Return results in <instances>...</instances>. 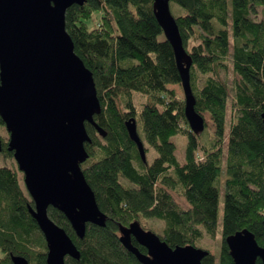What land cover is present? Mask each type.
Returning a JSON list of instances; mask_svg holds the SVG:
<instances>
[{
    "label": "trees",
    "instance_id": "16d2710c",
    "mask_svg": "<svg viewBox=\"0 0 264 264\" xmlns=\"http://www.w3.org/2000/svg\"><path fill=\"white\" fill-rule=\"evenodd\" d=\"M152 4L85 0L65 12L74 51L93 75L100 102L94 120L106 133L102 137L85 124L91 141L85 143L88 158L81 164L106 215L105 225L87 224L83 238H78L63 213L48 208L49 217L79 251L78 259L65 256V264H141L119 240L118 225L133 221L170 247H196L203 235L215 236L221 192L218 264H234L225 238L236 231L248 229L259 245L264 244V0L169 1L192 60L195 109L212 121L213 131L205 127L204 137L203 132L190 131L184 99L168 87L180 83V77ZM95 10L100 17L89 28L86 21ZM229 69L230 88L222 75ZM135 93L145 98L140 111L133 102ZM129 117L136 120L145 162L127 134ZM178 134L186 138L182 162L171 139ZM0 140V264H12L11 255L23 256L28 264H47L46 242L28 212L33 205L23 174L5 138L0 135ZM147 220L159 221L162 227L157 231ZM132 243L145 252L134 239ZM201 264H215L214 255L208 251Z\"/></svg>",
    "mask_w": 264,
    "mask_h": 264
},
{
    "label": "water",
    "instance_id": "95a60500",
    "mask_svg": "<svg viewBox=\"0 0 264 264\" xmlns=\"http://www.w3.org/2000/svg\"><path fill=\"white\" fill-rule=\"evenodd\" d=\"M169 1L153 0V14L173 51L185 119L190 131L198 135L206 122L195 109L190 85L192 60ZM84 2L0 0V119L9 134L7 150L23 174L32 201L28 212L47 245V264H65V256L79 258L71 238L49 217V207L63 213L78 238H83L87 224L102 227L106 221L81 170L88 158L85 143L91 141L85 124L93 126L100 136L106 135L94 120L100 113V102L92 72L75 53L65 28L66 10ZM261 118L264 122V110ZM125 127L145 162L135 118L125 120ZM1 145L0 140V152ZM262 225L264 228V211ZM118 231L121 244L141 264H201L208 253L191 244L170 247L138 221L118 225ZM225 242L234 264H257V260L264 264V244L259 245L248 229L227 236ZM11 263L28 264L20 255H11Z\"/></svg>",
    "mask_w": 264,
    "mask_h": 264
},
{
    "label": "rangeland",
    "instance_id": "374dc122",
    "mask_svg": "<svg viewBox=\"0 0 264 264\" xmlns=\"http://www.w3.org/2000/svg\"><path fill=\"white\" fill-rule=\"evenodd\" d=\"M100 10H95L93 13L91 19L87 20L86 23L89 28H92L93 26L96 25L97 23V18L100 17ZM224 79L227 80V84L229 88L231 87V80H232V73L231 70L229 69V72L226 75L222 74ZM170 89L175 90L176 94L184 99L183 95V90L181 87V84H171L168 85ZM145 101V98L143 95H139L138 93L134 94V105L136 106L137 111H140L141 109V103ZM202 113V112H201ZM205 122H206V128L210 131H213V125L212 121L210 119L209 114L207 113H202ZM228 124H227V129H228ZM0 135L5 138V141L7 142L8 140V132L5 129V126L3 123H0ZM205 132L202 133V137H204ZM172 141L174 142L176 149H175V155L178 159L179 162H182L184 160V151H185V145H186V138L180 134L173 136ZM155 153L151 151L149 156L153 157ZM150 157V158H151ZM14 159V158H13ZM3 160V159H2ZM0 158V166L4 164V160L2 161ZM16 164V162H15ZM224 160L222 161V167H223V173H222V178H221V186H223L224 178H225V172H224ZM17 165V164H16ZM175 200L179 203L180 206L186 208L187 204L184 202V200L176 195H174ZM222 207H223V193L221 192L219 195V206H218V226L216 229L215 236L211 237L209 235H203L196 243V247L208 250L211 254L214 255L215 258V264H218V257H219V245H220V234H221V220H222ZM147 224L149 226H152L155 228V230L159 229L162 227V223L156 220H147ZM144 229H148L144 227ZM158 231V230H157Z\"/></svg>",
    "mask_w": 264,
    "mask_h": 264
}]
</instances>
